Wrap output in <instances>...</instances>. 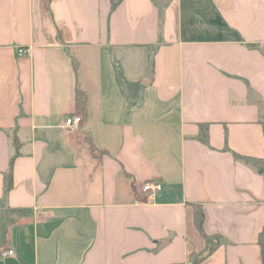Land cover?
Returning <instances> with one entry per match:
<instances>
[{
	"label": "crops",
	"instance_id": "1",
	"mask_svg": "<svg viewBox=\"0 0 264 264\" xmlns=\"http://www.w3.org/2000/svg\"><path fill=\"white\" fill-rule=\"evenodd\" d=\"M263 119L264 0H0V264H264Z\"/></svg>",
	"mask_w": 264,
	"mask_h": 264
},
{
	"label": "trees",
	"instance_id": "2",
	"mask_svg": "<svg viewBox=\"0 0 264 264\" xmlns=\"http://www.w3.org/2000/svg\"><path fill=\"white\" fill-rule=\"evenodd\" d=\"M74 66L76 67V62H74ZM75 99H76V107L82 111L85 112L86 110V94L85 92L78 86L76 85L75 89ZM261 126H262V131L264 133V119L261 121ZM206 128V126L204 127ZM17 154H13L9 160V168L8 171L4 174V194H3V199L0 202V212H1V240L0 242L2 243L5 241V236L7 232V225L8 221L3 220V206L6 201V194L7 192L12 188L13 186V173H12V165H13V160ZM234 157L237 158L238 160H241L245 162L246 164L252 166L258 173H260L263 178H264V157H249V156H244L240 155L237 153H234ZM194 224L198 231L201 233L205 240L206 247L204 250L201 252L195 254L193 253L191 255V261L193 264H200V261L202 258H204L208 253H210L217 245L219 242V236L218 235H210L204 232L203 230V221H204V213L198 205L194 206ZM258 240L262 246V249L264 248V231L260 232Z\"/></svg>",
	"mask_w": 264,
	"mask_h": 264
},
{
	"label": "built area",
	"instance_id": "3",
	"mask_svg": "<svg viewBox=\"0 0 264 264\" xmlns=\"http://www.w3.org/2000/svg\"><path fill=\"white\" fill-rule=\"evenodd\" d=\"M27 48H19L18 49V54H24L27 52ZM81 122V117L80 116H68L64 119L63 121V127L66 128L67 130H74L77 129L78 126L80 125ZM163 189V185L161 182L158 181H147L142 185L141 191L144 194H148L150 196L155 195L159 193ZM13 253L12 249L8 250H3L1 252V255L6 256V255H11ZM175 264V263H172ZM186 264H193L192 261L187 262Z\"/></svg>",
	"mask_w": 264,
	"mask_h": 264
}]
</instances>
